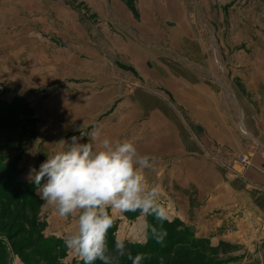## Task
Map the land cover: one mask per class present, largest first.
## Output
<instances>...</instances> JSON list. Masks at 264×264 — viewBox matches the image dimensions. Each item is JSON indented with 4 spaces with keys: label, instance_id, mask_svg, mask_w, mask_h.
<instances>
[{
    "label": "rangeland",
    "instance_id": "rangeland-1",
    "mask_svg": "<svg viewBox=\"0 0 264 264\" xmlns=\"http://www.w3.org/2000/svg\"><path fill=\"white\" fill-rule=\"evenodd\" d=\"M73 1L81 4L75 5L76 9H70L71 12L68 11L71 16L66 15L78 27L64 21L62 13L68 9L65 1L53 0L56 5L54 23L57 26L55 28L52 26L55 34L44 28V36L50 34L56 38L54 48L58 49V46L65 47V37L75 46L79 32L88 34L89 40L97 41L102 63H89L91 60L94 62V58L76 52L71 65H68L64 58V49L62 53L55 50V67L49 65V59L39 57L38 62L43 67L41 73L9 74L8 83L0 78V103L2 111L4 110L0 113V119L6 117L9 123H15L12 127L0 124L1 167H9L6 169L8 179L12 177L17 181L30 183L28 179L30 170L38 169L46 156L63 147L57 142L79 135L80 127L85 133L99 128L102 136L111 137L113 140L132 139L142 154L157 157L155 168L145 170L146 179L150 185H159L161 194L175 193V178L171 173V165H175L173 161L178 153L171 149H174L176 138L171 136L168 140L163 138L161 140L155 132L150 134L148 123L151 115H158L160 111L168 112V115L179 112L174 104L175 83L170 82L172 87H169V90L161 89L159 84L151 85L149 79L144 77L145 73L133 68V58L112 51L114 37L117 36L101 34L100 28L95 24V15L92 16L87 10L85 0ZM40 2L43 3L42 0ZM184 3L185 6L190 3L191 7L184 10L183 19L190 25L189 28L194 34L192 37L198 40L188 44L178 42V51L189 52L193 57L198 51L205 52L208 58H201L199 67H213L216 71L217 84L222 83V79L227 77L236 89L238 87L245 89L246 82L248 84L249 79H254L263 83L261 88L264 91V0H184ZM44 9L45 7H39V15ZM64 31L67 35H72V38L64 36ZM42 40L41 49L51 52L50 47L48 48L46 42ZM131 40L135 43V40L132 38ZM169 49L173 47L170 46ZM169 49L168 62L175 60L179 66L184 65L187 70L189 66L194 67L190 74L200 75V71L202 76L205 70L189 63V57L183 56L182 59L176 54L174 57L173 53H170L172 50ZM153 61L149 62V65L153 66ZM224 68L228 74L221 73ZM0 76L6 78L5 75ZM169 107L172 109L168 110ZM12 108L13 114L9 112ZM159 126L158 122L157 127ZM161 142L164 146H161ZM167 142L168 145H165ZM164 162L168 166H165ZM38 198L36 217H33L31 212L22 217L21 206L14 210V204L0 200V239L8 245L7 253L12 251L7 264H14L13 262L25 264L24 256L31 258L27 264H37L36 258L24 249V244L41 228L45 237L52 242L59 241L60 244H57L54 251L49 252L47 255L49 260L40 261L39 264H51L54 259L59 260L60 264H78L80 258L63 243L64 235L76 230V217L60 218L56 215L53 205L47 204L39 196ZM161 198L164 199L162 195ZM111 214L118 222L116 238H128L139 243L147 242V239H142L140 231L145 217L138 213H121L119 210H111ZM17 216L24 219L22 221L24 225L17 220ZM146 219L152 223L150 217ZM180 222L182 226L173 230L174 237H181L186 241L191 234V237L198 238L189 224ZM10 235L15 236V240L9 241ZM196 245L201 246L200 243ZM178 247L189 245L184 242ZM218 258L224 260L223 264H264V250L256 254L254 251L240 248L224 256L219 255Z\"/></svg>",
    "mask_w": 264,
    "mask_h": 264
},
{
    "label": "crops",
    "instance_id": "crops-1",
    "mask_svg": "<svg viewBox=\"0 0 264 264\" xmlns=\"http://www.w3.org/2000/svg\"><path fill=\"white\" fill-rule=\"evenodd\" d=\"M42 1L0 0V75L6 77L0 78L5 83L10 82L9 74L41 73L39 57L49 59V65L55 67V50L62 53L64 49L68 65L76 52L94 58L89 63H102L97 41L89 40L88 34L79 32L75 46L65 37V47L54 48L56 38L50 34L45 37L44 28L55 34L56 5L53 0ZM64 1L68 5L62 13L64 21L78 27L67 15L71 16L68 11L81 3ZM85 3L90 14L95 15L101 34L117 36L113 52L133 58V68L145 73L151 85L159 84L165 90L172 87L170 82L176 85L174 104L179 112L168 115L160 111L148 121L150 134L155 132L161 140L176 138L175 144L170 142L174 144L171 151L178 153L175 165H171L176 191L161 194L169 220L189 224L196 236L207 238L212 246L224 241L256 254L264 250L263 83L249 79L244 85L248 94L244 93V87L236 89L227 77L217 84L213 67H199L201 58H208L205 52L198 51L193 57L189 52L178 51V42L188 44L198 40L192 37V29L183 19L184 10L191 7L190 3L185 6L184 0H85ZM41 6L45 9L39 15ZM41 40L51 52L41 49ZM168 49L173 56L189 57V63L205 70L202 76L199 70L200 75L190 74L194 67L187 70L175 60L168 62ZM152 60L153 66L149 65ZM221 73L228 74L227 69ZM220 150L235 155L246 153L248 163L244 167L236 163L228 167L221 158L213 160L211 153Z\"/></svg>",
    "mask_w": 264,
    "mask_h": 264
},
{
    "label": "clouds",
    "instance_id": "clouds-1",
    "mask_svg": "<svg viewBox=\"0 0 264 264\" xmlns=\"http://www.w3.org/2000/svg\"><path fill=\"white\" fill-rule=\"evenodd\" d=\"M78 131L79 135L57 142L61 150L30 170L28 179L35 194L53 205L58 217H76L77 228L64 235L63 243L83 264H122L125 259L145 264L146 254H133L125 239L114 238L109 246V230L115 223L111 210L145 217L142 239L150 235L157 243L164 242L163 223L169 220V211L161 201L160 186L150 185L145 175V170L155 168L157 157L142 154L132 139L102 136L99 128ZM147 217L157 223H149Z\"/></svg>",
    "mask_w": 264,
    "mask_h": 264
},
{
    "label": "trees",
    "instance_id": "trees-1",
    "mask_svg": "<svg viewBox=\"0 0 264 264\" xmlns=\"http://www.w3.org/2000/svg\"><path fill=\"white\" fill-rule=\"evenodd\" d=\"M2 109L0 103V113L4 111H2ZM9 112H12L13 114L14 108ZM1 123L4 126L7 125L9 127L14 126L15 124L9 123L6 117L0 119V124ZM7 168L9 167H1L0 163V200L14 204V210L21 206L23 209H21L22 217L30 212L33 217H36V215H38L37 207H39V198L35 194L33 185L26 181H17L12 177L8 179ZM17 220L22 222L24 219H20V217L17 216ZM150 222H152V224L157 223L153 217H150ZM22 225H24L23 222ZM117 225L118 222L115 220L113 227L109 230L108 241L110 247H112L114 238H116L115 233ZM181 226V222L176 219L165 221L163 227L167 231V236L162 244L157 243L150 235L145 243L132 242L130 240L126 241L130 242L129 247L132 249L133 254L136 252H143L146 254L148 259L145 261V264H160L161 258L163 259V264H223L224 260L218 258L219 255L224 256L234 250L240 249L238 245H232L224 241H220L216 246H212L208 239L199 237L195 239L191 237L190 233V237H187L186 241H183L181 237L173 236V230ZM8 239L9 241H13L15 240V236L10 235ZM58 242H52L48 237H45L41 228L37 233H33L25 241L24 249H26L29 254H32L33 258H36L37 264H39L40 261L46 262V260H49L47 259V255L50 251L52 252L55 250L57 244H60V242ZM184 242H186L189 247L179 248L178 246H182ZM196 243H200L201 246L199 247ZM10 246L12 247V245ZM8 250V245L0 239V264H7V261L10 258V253L12 254V251L7 253ZM30 259L29 256H24V263L27 264ZM51 264L60 263L59 260L56 261V259H54L51 261ZM78 264H83V261L80 259ZM95 264H100V261H96ZM122 264H131V262L125 259L122 260Z\"/></svg>",
    "mask_w": 264,
    "mask_h": 264
},
{
    "label": "built area",
    "instance_id": "built-area-1",
    "mask_svg": "<svg viewBox=\"0 0 264 264\" xmlns=\"http://www.w3.org/2000/svg\"><path fill=\"white\" fill-rule=\"evenodd\" d=\"M211 156L213 157V160H220L219 158H221V160L224 159L223 163L228 167L232 166L235 163L240 165L241 167H244L248 163V155L246 153L242 155H235L230 151L220 150V152L218 151L216 153H211Z\"/></svg>",
    "mask_w": 264,
    "mask_h": 264
}]
</instances>
